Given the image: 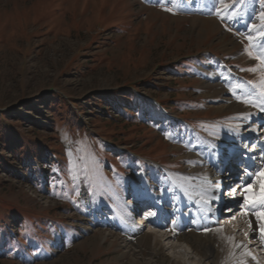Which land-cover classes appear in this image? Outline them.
Returning a JSON list of instances; mask_svg holds the SVG:
<instances>
[{"label":"rangeland","instance_id":"1","mask_svg":"<svg viewBox=\"0 0 264 264\" xmlns=\"http://www.w3.org/2000/svg\"><path fill=\"white\" fill-rule=\"evenodd\" d=\"M262 14L264 0H0V264H211L163 240L153 257L131 230L154 198L140 230L168 235L154 224L188 175L235 169L231 146L252 148ZM24 147L45 151L39 173ZM182 213L202 235L209 213Z\"/></svg>","mask_w":264,"mask_h":264},{"label":"bare ground","instance_id":"2","mask_svg":"<svg viewBox=\"0 0 264 264\" xmlns=\"http://www.w3.org/2000/svg\"><path fill=\"white\" fill-rule=\"evenodd\" d=\"M244 137L241 141L245 144L250 141L253 142L252 148L245 149L234 145L230 149L233 152L229 153L237 156L238 160L243 161V163H241L239 170H235L233 178L229 177L230 180L226 182L230 194L225 198L230 195H238L227 208L224 209L225 206H223L221 211L217 208V199L222 197L220 196V186L222 185V168H225L223 167L225 164L214 165L215 171L214 169L210 171L209 166L201 167L196 173L188 175L189 180L186 190H179L173 209L162 210L157 216L158 220L154 225L160 230H168V235L163 233L158 237V235H154L151 232L142 233L140 230L141 224L143 220H145L144 224H147L149 219L148 216L146 219H144V216H140L142 220L136 223L135 228L132 227L131 233L132 236H135L129 240V244L138 241L141 245L151 247V255L153 257L161 253L160 247L162 248L163 240L164 242L168 241L167 243L170 244L169 248L175 253L177 249H183V253H180V251L179 253L187 256L189 260L190 258L192 259L191 255L194 253L195 256L200 258L199 261L203 259L211 264L219 263V260H221V263H227L237 259H241V263L245 264H263L256 260V256L251 252L250 247L256 245L257 248H260V251L261 249L264 251V241H262L260 233L261 221L257 219L255 214L264 212V208L259 205L255 208L251 205H246L245 198L248 193L245 189L251 186L253 191L258 193L261 189L260 183L257 182L258 177L264 179V113L256 115L255 119L249 122ZM215 157L217 158V156ZM233 166L235 168L236 165ZM226 183L223 182V185ZM233 185L235 186L232 188ZM153 199L151 198V202L148 205V212L154 211L153 205L155 202L153 203ZM187 202H191L194 210L207 211L209 213L208 222L202 225L195 224V228L201 230L202 235L194 234L190 229L193 227L192 224L184 219L182 206ZM172 211H176L177 217L180 219L179 221L174 220L168 225L167 216ZM245 212H247V215L244 214ZM237 218L242 222L241 224L237 223ZM226 223L231 224L227 231L226 226H224ZM243 225L246 226L243 228V233L246 234L247 239L240 240L236 238V234H238L236 230L237 227ZM212 233L217 235L213 234L212 237H209ZM249 240L254 241V243L249 244ZM183 243L188 246L189 251L186 246L183 247ZM216 243L219 244L218 246L221 248L223 255L219 256V252L216 251ZM180 254L178 255L179 258L182 257ZM259 254L261 255V252ZM162 261V264H170L169 258ZM174 264L185 263L177 259Z\"/></svg>","mask_w":264,"mask_h":264},{"label":"snow or ice","instance_id":"3","mask_svg":"<svg viewBox=\"0 0 264 264\" xmlns=\"http://www.w3.org/2000/svg\"><path fill=\"white\" fill-rule=\"evenodd\" d=\"M166 10L171 11L172 9H166ZM261 18L264 19V14H262ZM249 39L252 38L249 37ZM257 182L260 183L261 185V189L258 193L254 192L251 186L245 189V191L248 193V196H246L245 198V204L251 205L253 208H255L257 205H259L261 208H264V179L258 177ZM244 214L247 215V212H245ZM255 214L257 216V219L261 221L260 233H261V239L262 241H264V212H257ZM151 215H154V213H152Z\"/></svg>","mask_w":264,"mask_h":264},{"label":"trees","instance_id":"4","mask_svg":"<svg viewBox=\"0 0 264 264\" xmlns=\"http://www.w3.org/2000/svg\"><path fill=\"white\" fill-rule=\"evenodd\" d=\"M142 99V98H141ZM162 102V101H161ZM161 102L159 103V104H161ZM77 118V116H73L72 118H71V122L72 123H74L75 122V119ZM8 135H12V134H8ZM11 137V139H9ZM9 139L8 141H9V148H15L17 145H19V142H18V140H17V138H16V136H14L13 138H12V136H6V139ZM8 141H6V143L8 142ZM22 142H25V140H22ZM15 151H24V153H26L25 154V156H26V159H28V160H26L25 161V165L26 166H28V168L30 169L31 168V165L32 166H34V168H32V173H35V172H40V170H38L37 168H36V166L35 165H37V164H35V158H36V155L37 154H39V155H37V157H45V151L44 150H38L37 152H35L36 154L33 156V154H30V153H28V148H26V147H24V148H21L20 150H15ZM14 151V152H15ZM48 152V151H47ZM34 163V164H33Z\"/></svg>","mask_w":264,"mask_h":264}]
</instances>
